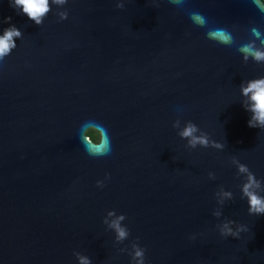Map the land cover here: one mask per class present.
<instances>
[{"label":"water","instance_id":"95a60500","mask_svg":"<svg viewBox=\"0 0 264 264\" xmlns=\"http://www.w3.org/2000/svg\"><path fill=\"white\" fill-rule=\"evenodd\" d=\"M11 3L0 264H264V214L248 211L264 124L244 92L264 80V0H48L40 24ZM189 121L207 145L180 135ZM89 123L108 154L85 150Z\"/></svg>","mask_w":264,"mask_h":264},{"label":"clouds","instance_id":"9594fccd","mask_svg":"<svg viewBox=\"0 0 264 264\" xmlns=\"http://www.w3.org/2000/svg\"><path fill=\"white\" fill-rule=\"evenodd\" d=\"M63 2V0H59ZM179 3L180 0H177ZM11 3V0H10ZM13 7H22L23 14H26L27 17L31 20H34L37 24H40L41 17L49 11L48 0H14V4L11 3ZM259 6V4H258ZM260 7V6H259ZM66 18V16H65ZM190 18L194 23L203 25L204 18L198 13H191ZM12 17L5 18L4 22H10ZM5 34L0 36V56H3L5 53L10 51V47H14L15 44L12 41L14 36H21L22 33L19 28L14 24L5 28ZM209 38L217 39L220 42L227 43L230 41V35L225 32L224 29H215L208 33ZM246 52L250 51L247 48L242 49ZM256 59L264 58V53L255 52L253 53ZM245 94L252 92L251 99L255 102L253 105V110L255 112V119H258L262 124H264V80H258L251 82L249 86L244 89ZM249 127H254L251 121L248 122ZM197 131V126L194 122L189 121L185 129L180 133L182 137L188 138L191 137L190 143L195 146L197 143L207 145V139L204 137L194 136V133ZM94 136L99 141L97 143L93 142ZM82 142L84 144L85 150L93 156H102L110 152V138L108 137L106 130L98 126L96 123H89L83 129ZM243 170V168H242ZM245 192L247 193V186L245 187ZM249 214H264V201L257 198L255 195L249 194ZM233 219H229V223H235ZM118 227V226H117ZM243 227V226H241ZM120 238H124L127 233L124 229L119 228ZM227 235H235L232 228L225 225V232ZM137 256H143L142 251H137Z\"/></svg>","mask_w":264,"mask_h":264},{"label":"trees","instance_id":"16d2710c","mask_svg":"<svg viewBox=\"0 0 264 264\" xmlns=\"http://www.w3.org/2000/svg\"><path fill=\"white\" fill-rule=\"evenodd\" d=\"M93 141H95V142H98V140L96 139V137L94 136V139H93Z\"/></svg>","mask_w":264,"mask_h":264}]
</instances>
